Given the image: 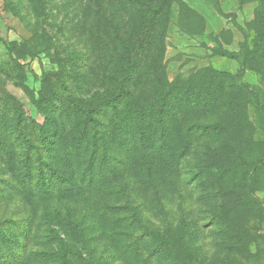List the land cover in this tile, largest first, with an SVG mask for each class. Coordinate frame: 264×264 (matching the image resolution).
<instances>
[{"label": "rangeland", "instance_id": "1", "mask_svg": "<svg viewBox=\"0 0 264 264\" xmlns=\"http://www.w3.org/2000/svg\"><path fill=\"white\" fill-rule=\"evenodd\" d=\"M260 3L173 0L141 48L129 22L134 7L123 0H103L105 18L90 0H47L40 16L33 0H0V264H53L34 256L50 251L73 264H162L157 254L170 264H264V60L243 71L232 57L255 34L251 23ZM105 19L121 23L132 54L142 49L143 62H157L169 81L203 86L201 96L191 94L194 102L186 99L176 109L174 120L156 121L154 141L146 144L154 150L137 142L132 112H153L159 103L136 84L128 106L121 103L117 113L102 107L97 128L88 125L85 153L72 150L69 95L94 105L109 91L103 79L116 70L123 50ZM44 30L46 46L38 37ZM238 74L252 99L230 85ZM215 122L232 123L235 135L199 127ZM59 126L57 141L50 133ZM240 133L251 137L243 149L235 146L242 164L223 178L208 177L217 192L206 189L201 165ZM54 168L75 180L57 182ZM39 180L43 190H37ZM248 195L252 206L217 219L223 206ZM52 211L71 216L81 233L71 223L48 221ZM156 232L166 244L150 235Z\"/></svg>", "mask_w": 264, "mask_h": 264}, {"label": "trees", "instance_id": "2", "mask_svg": "<svg viewBox=\"0 0 264 264\" xmlns=\"http://www.w3.org/2000/svg\"><path fill=\"white\" fill-rule=\"evenodd\" d=\"M90 1H94L96 3L97 9L95 13L97 14V17L101 18L102 16L106 15L105 9L104 14L102 12L103 0ZM155 1L158 4L156 6L151 5L150 0H123V5L128 3L131 7H134V9L130 11L129 22H131L132 24L133 37L134 39L139 41L138 43L139 45H141V48L143 47L142 45H144V42H146L153 35V30H155L158 22L157 17H160L162 14L163 16L167 14L170 6L169 4H171L173 0ZM33 2L34 6H37V15L40 16L39 12L42 11L43 13L46 9L47 0H33ZM105 21V26L107 28L110 24L115 26L116 36H120V48H123L124 51L122 50L121 52H119L117 58H115L116 70L108 72L103 79V85L104 83L105 86L108 85L109 91L103 93L102 97L98 98L94 105L90 107L82 97L69 95V100L72 103V111L75 116V120L73 121V126H71L70 131L72 150L75 149L77 156L85 153L86 146L83 145V142L88 140V125H90V128H97L99 123L96 115L100 113L102 107L112 108L114 112L117 113V110L120 108L121 103H125L128 106V99L132 98L134 95L132 90L133 84L148 89L151 95L159 103V107L153 112L149 111L147 113H141L140 109L134 110V112H132L135 117L134 126L135 132L138 136L137 142H141L143 144L145 151H150L149 148H152V150H154L155 146L148 148L146 147V144L154 141L152 133L157 131V123L159 124L160 122L164 124V118L166 116H171L170 118L174 120L176 116V109L185 104L186 99L194 102L192 98L193 96L191 94L194 93L195 95L201 96L202 94L200 93L203 89V86H200L197 83L194 84L193 81H190L188 79H176L175 81H169L164 73V70L161 66L157 65V62H154L151 59L145 60V62H143L144 60L141 58L142 49L141 51L139 50V54L137 51L132 54V51L134 50L130 49L131 45H129V42L126 41L127 38L122 34L124 26L121 23L116 24L109 19H105ZM251 25L253 26L252 30L253 32H255V34H253V36H248V40L250 41L243 43L241 45L240 52L232 56L240 62V64L242 65L241 70L243 71L244 68H247L248 65L254 60H264V0H261V3L258 5L256 18L255 20H253ZM127 31L130 32L131 35V30L129 29ZM38 37L39 42L44 45L48 44V41L50 40V36L46 30L39 34ZM157 37L158 39H161V32L157 35ZM8 49L10 53L13 52V49ZM160 50L162 49L160 48ZM70 59L73 63H76L78 61V57H76L75 55H71ZM213 75V70H210L209 76ZM215 76L216 74L214 75V77ZM219 78L221 77L219 76L218 79ZM239 80V74L231 76L230 85L235 87L237 92H240L242 94L246 93L251 96L252 99L250 88L244 83L239 82ZM204 85L209 86V84H207V79ZM99 94L101 95V92ZM227 102L238 104L239 100L228 99ZM247 104H252V101L249 100ZM140 105L141 107L146 106L144 103ZM18 116L16 115L15 118L17 119ZM160 119H162L163 121ZM199 127L203 130H209L213 132H231L233 135H235L237 131V128L232 123H205L199 125ZM61 131L62 126H59L53 131V133L50 134L54 136L57 141H60L62 140ZM45 135L49 134L46 133ZM233 138L237 140L238 145L232 146L234 142ZM250 139V136H245L244 134L240 133L237 136L232 137V143L230 147H227L226 149L216 148L209 152L208 155L211 157V160L204 162L200 168L203 176L200 182L207 183L206 189H213V191L216 189L208 184V182H210L208 180V177L216 179L223 178L224 175L231 174V171L232 173H234L235 169L238 168V165L242 164L243 161L238 156L240 150L239 147L242 148L240 144H248ZM81 142L82 144L80 145ZM54 169V178L57 182L62 181V179H64L63 182L66 181L68 183L72 182L71 180H75V176L70 172H60L57 168ZM39 181L40 182L37 181V190H43L42 188L44 182H42V180ZM245 188L247 189V193L249 194L251 190L250 183H246ZM217 191L218 190H215V192ZM246 197L247 201L245 202L239 201L231 203L226 207L223 206L222 209L219 210L220 213L218 214L217 219H221L220 216L223 213L236 212L237 209L245 208L248 205L252 206L253 203L250 201V198L253 197V195H248ZM45 217L48 219V221L56 220L57 222H59V224H62V221H64L65 223H71L72 226L70 227L75 229L78 234L81 233V227L71 222L72 217L69 215L64 218L63 216H61L60 211H52L47 213ZM171 231L172 230H168L166 232L169 239L173 238V234L171 233ZM159 233L163 234L162 232H156L155 234L150 233V235L155 240V237L161 239V241L158 243L166 244V241H163V236L161 234L159 235ZM0 234H3L1 226ZM54 254V251L38 252L35 253L34 256L37 257L39 255H43L44 257H46L47 261H52L53 264H73L65 256L61 254L56 256ZM156 257L159 258L162 264H170V260H167L166 262V259H164L162 255L157 254Z\"/></svg>", "mask_w": 264, "mask_h": 264}]
</instances>
